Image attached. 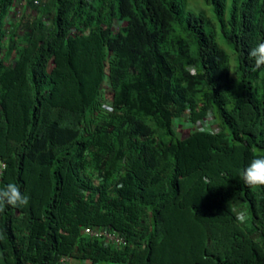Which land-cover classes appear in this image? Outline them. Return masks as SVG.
Masks as SVG:
<instances>
[{"label":"trees","instance_id":"trees-1","mask_svg":"<svg viewBox=\"0 0 264 264\" xmlns=\"http://www.w3.org/2000/svg\"><path fill=\"white\" fill-rule=\"evenodd\" d=\"M203 2L236 79L209 20L183 0H51L48 32L23 23L15 61L0 62V188L30 200L0 212V264H264V187L239 176L264 155V67L248 55L264 41V0ZM11 3L0 0V45ZM207 112L220 131L177 137L174 120Z\"/></svg>","mask_w":264,"mask_h":264},{"label":"rangeland","instance_id":"rangeland-1","mask_svg":"<svg viewBox=\"0 0 264 264\" xmlns=\"http://www.w3.org/2000/svg\"><path fill=\"white\" fill-rule=\"evenodd\" d=\"M183 2L185 10L201 12L209 20L215 29L216 41L219 47L228 54L230 75L233 79H236L235 56L221 37L220 25L214 18L210 4L203 2V0H183ZM51 14V0H12V3L7 6L6 13L1 21V28L4 31V37L0 45V62L2 65L8 66L15 61L17 50L23 44V23L26 20H31V22L40 20L43 30L48 32L51 26ZM125 27L126 23L123 20H114L110 30L113 34H123ZM77 33L78 31L75 28L70 31V35H76ZM109 96L110 87L108 81L104 79L99 88L98 102L108 105ZM102 111L101 114H105L106 109L102 108ZM173 127L178 138H183L193 131L217 132L222 129L211 112H207L203 118L197 121H190L187 113H184L174 120ZM155 137L159 139L158 132L155 133ZM233 206L238 220L248 225L249 215L245 205L237 201Z\"/></svg>","mask_w":264,"mask_h":264},{"label":"clouds","instance_id":"clouds-1","mask_svg":"<svg viewBox=\"0 0 264 264\" xmlns=\"http://www.w3.org/2000/svg\"><path fill=\"white\" fill-rule=\"evenodd\" d=\"M249 57L256 69L264 67V41L257 43L249 50ZM240 178L250 187H264V155L255 156L249 164L240 170ZM30 197L22 193L15 183H8L0 188V212L6 206L23 208L29 204Z\"/></svg>","mask_w":264,"mask_h":264},{"label":"built area","instance_id":"built-area-1","mask_svg":"<svg viewBox=\"0 0 264 264\" xmlns=\"http://www.w3.org/2000/svg\"><path fill=\"white\" fill-rule=\"evenodd\" d=\"M5 169V163L0 161V182L2 173ZM83 234L89 238L96 239L105 244H111L114 246H121L125 244L124 239L117 233L107 229V228H93L85 227L82 230ZM68 261L67 257H61L58 264H66Z\"/></svg>","mask_w":264,"mask_h":264},{"label":"crops","instance_id":"crops-1","mask_svg":"<svg viewBox=\"0 0 264 264\" xmlns=\"http://www.w3.org/2000/svg\"><path fill=\"white\" fill-rule=\"evenodd\" d=\"M2 261V253L0 251V262ZM66 264H91L88 261H84V260H73V259H68ZM101 264V263H99ZM104 264H111V263H104Z\"/></svg>","mask_w":264,"mask_h":264}]
</instances>
